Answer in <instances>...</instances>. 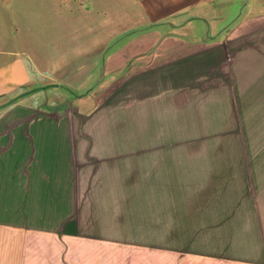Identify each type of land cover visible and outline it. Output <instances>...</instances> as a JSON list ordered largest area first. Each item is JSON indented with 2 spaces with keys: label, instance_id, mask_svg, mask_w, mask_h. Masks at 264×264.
<instances>
[{
  "label": "crops",
  "instance_id": "0c3cea01",
  "mask_svg": "<svg viewBox=\"0 0 264 264\" xmlns=\"http://www.w3.org/2000/svg\"><path fill=\"white\" fill-rule=\"evenodd\" d=\"M58 1L0 21V264H264V0Z\"/></svg>",
  "mask_w": 264,
  "mask_h": 264
},
{
  "label": "rangeland",
  "instance_id": "374dc122",
  "mask_svg": "<svg viewBox=\"0 0 264 264\" xmlns=\"http://www.w3.org/2000/svg\"><path fill=\"white\" fill-rule=\"evenodd\" d=\"M84 0H71L70 4H66L64 0H59L58 2L63 6V11L65 15H68V12L71 13L73 20L75 19L77 23H80L83 19L91 18L86 10L83 8ZM38 0H12L8 4L2 3L0 0V21L1 19L6 22V18L11 17L12 15H18L23 18V21L31 22L38 21L37 14L35 12L37 7ZM62 14V13H61ZM50 17V15H48Z\"/></svg>",
  "mask_w": 264,
  "mask_h": 264
},
{
  "label": "water",
  "instance_id": "95a60500",
  "mask_svg": "<svg viewBox=\"0 0 264 264\" xmlns=\"http://www.w3.org/2000/svg\"><path fill=\"white\" fill-rule=\"evenodd\" d=\"M36 90H38V89H33V90H30V91L23 92V93L17 95L16 97L10 99L8 102L4 103L3 105H1L0 108L5 107V106L11 104V103H13L14 101H16L17 99H19V98H21V97H23V96H26V95H28V94H31V93L35 92Z\"/></svg>",
  "mask_w": 264,
  "mask_h": 264
}]
</instances>
